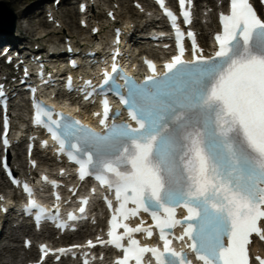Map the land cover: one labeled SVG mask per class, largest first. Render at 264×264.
<instances>
[{
	"label": "snow or ice",
	"instance_id": "snow-or-ice-1",
	"mask_svg": "<svg viewBox=\"0 0 264 264\" xmlns=\"http://www.w3.org/2000/svg\"><path fill=\"white\" fill-rule=\"evenodd\" d=\"M186 2L191 4V0H178L180 14L188 24L191 14ZM156 3L171 21L180 53L166 65L167 70L182 73L186 63L205 66L181 97L161 107L133 105L129 116L137 127L114 126L104 136L83 127L71 131L74 125L53 120L52 113L37 101H33V122L46 128L61 148L65 143L62 137L80 133L70 147L75 153H84L85 158L71 153L69 158L79 165L81 178L94 164L89 149L95 152L96 179L114 191L118 202L109 222V239L101 241L123 251L117 264H141L146 253H151L155 264H192L186 253L170 247L168 237L172 233L166 230L177 225L183 232L173 239L187 237L190 243L186 246L202 264H249L246 246L250 236L255 233L264 240V229L258 227V222L264 221V19L249 0H230V15L220 16L223 32L215 37V56L211 60L197 56L193 45V61L185 62L183 34L176 26V17L164 8V0ZM115 72L117 66L113 64ZM111 79L106 73L103 84ZM108 111L105 104V114ZM7 131L5 120V136ZM3 143L7 147V138ZM24 192L32 194L27 185ZM28 204L26 211L36 207L31 200ZM129 204L134 207L129 208ZM180 207L187 212L183 222L175 218ZM141 211L151 216L159 230L162 251L139 246L132 238L133 233L140 232L152 236L143 222L135 228L123 223ZM46 216L38 209L35 219L39 223ZM119 228L123 233L117 235ZM125 238L127 247L121 244ZM88 245L94 247L91 241ZM64 251L61 249V254ZM46 254L41 247V260Z\"/></svg>",
	"mask_w": 264,
	"mask_h": 264
},
{
	"label": "bare ground",
	"instance_id": "bare-ground-1",
	"mask_svg": "<svg viewBox=\"0 0 264 264\" xmlns=\"http://www.w3.org/2000/svg\"><path fill=\"white\" fill-rule=\"evenodd\" d=\"M4 2L5 0H0V2ZM7 1V0H6ZM42 1L45 0H35V2L30 1V0H9V3L11 4L13 8V14L15 15V32L14 33H9L8 30H3L0 31V43L5 41L7 44L13 43L15 39H22L24 41L31 40L32 46L33 45H40L41 43L46 42L45 39L47 36H52L55 39H64V37H70L74 42L78 43L79 46H85L88 42H93L96 39H98L97 36L91 35V27L89 29H83L79 26V20L77 22V26L75 27L74 25V17L78 15L77 10L72 11V10H66L62 11L61 15H56V21L55 22H62L61 27L59 29H46V30H39L42 27L48 28L49 25L43 21L40 17L41 12L39 14H35L37 10H40L42 6ZM53 1V0H52ZM51 1V2H52ZM138 1V0H137ZM32 3V4H30ZM47 3H49L47 1ZM46 3V4H47ZM65 2L62 0L61 5L64 4ZM117 2L111 3V6ZM110 9H114L115 13H118L116 15V18L121 21L120 18H123L127 20L128 26L126 27L127 31L128 29L132 31V35L135 38V33L136 32H142L144 28H147V24L143 26H139L134 19H140L141 17L144 18L145 16H142L138 14L132 6L126 7V10L124 8H120L121 10L119 11L115 7H109ZM124 10V12H122ZM92 18L90 19H100L101 12L100 11H95L91 10L90 11ZM35 14V15H34ZM106 15V14H105ZM67 19V20H66ZM90 19L88 21H90ZM60 20V21H59ZM63 23L67 25V28L65 30L69 31L68 33L64 32L63 28ZM133 23V24H132ZM214 23V20L211 21V25ZM51 27V26H50ZM42 33H45L42 35ZM75 33H78L76 35ZM100 35L104 36L107 34V27L102 26L100 28ZM83 36V39H78L80 36ZM144 37V36H142ZM199 38L202 42H205L207 37L205 33H201L199 35ZM143 42H139L138 44L137 41L135 43V48H144L143 45L148 42V39L142 40ZM49 43V42H46ZM11 45V44H10ZM140 45V46H137ZM145 49V48H144ZM2 75V74H0ZM20 111V110H19ZM23 113V112H22ZM20 114V113H18ZM23 116V114H21ZM19 153V152H18ZM19 154H17V157L19 158ZM26 163L24 164V168H26ZM1 187V185H0ZM2 226L0 228V256L2 255L3 252H10L12 249L9 245V242L17 240L13 234V231L8 228L9 226V221L6 219L2 222ZM23 240L21 241V243ZM256 250V248H254ZM34 253L33 250H30L28 252V256H32ZM24 261V260H23ZM21 260V263H23ZM0 264H8L7 262L3 261L0 258Z\"/></svg>",
	"mask_w": 264,
	"mask_h": 264
},
{
	"label": "rangeland",
	"instance_id": "rangeland-1",
	"mask_svg": "<svg viewBox=\"0 0 264 264\" xmlns=\"http://www.w3.org/2000/svg\"><path fill=\"white\" fill-rule=\"evenodd\" d=\"M28 1V0H27ZM30 1H33V2H35V0H30ZM45 1H51V0H45ZM5 3H6V9H9L10 11H12V13H13V8H12V6H11V4L9 3V0H5L4 1ZM121 3H122V8H124L125 10H126V7H130L131 5H132V0H122L121 1ZM30 4H32V3H30ZM68 5L69 4H65V7L66 8H68L69 10L71 9L72 11H75L76 10V6H74V5H70L69 7H68ZM124 11V10H123ZM41 17V19L43 20V16H40ZM104 17V16H103ZM103 17H102V19H103ZM67 20V19H66ZM77 20H78V18H77V16L76 17H74V26L76 27L77 26ZM8 21L6 20V21H4V22H2L3 24L2 25H6V26H8L9 24H6ZM14 24H15V15H14ZM14 31H15V25H14ZM67 32H68V30H66ZM4 44H6V42H1L0 43V48H2V45H4ZM20 154H22V156H23V153H22V151H21V149H20ZM20 162L22 163V164H24L25 162L23 161V157L21 158V160H20ZM0 188H3V186L2 187H0ZM26 232V231H25ZM25 234H27V233H22V232H19V235L17 236V240L14 242V241H12V242H9V245H10V247L11 248H13L10 252H3L2 253V255L0 256V258L3 260V261H5V262H7L8 264H17L18 262H20V260H21V258H24V256L25 255H22V254H19V253H21L20 252V248H21V241H22V237L25 235Z\"/></svg>",
	"mask_w": 264,
	"mask_h": 264
},
{
	"label": "water",
	"instance_id": "water-1",
	"mask_svg": "<svg viewBox=\"0 0 264 264\" xmlns=\"http://www.w3.org/2000/svg\"><path fill=\"white\" fill-rule=\"evenodd\" d=\"M12 26H13V23H12Z\"/></svg>",
	"mask_w": 264,
	"mask_h": 264
}]
</instances>
